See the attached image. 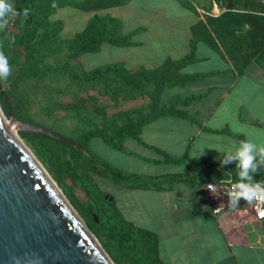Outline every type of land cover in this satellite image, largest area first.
I'll list each match as a JSON object with an SVG mask.
<instances>
[{
    "label": "crops",
    "instance_id": "crops-1",
    "mask_svg": "<svg viewBox=\"0 0 264 264\" xmlns=\"http://www.w3.org/2000/svg\"><path fill=\"white\" fill-rule=\"evenodd\" d=\"M115 9L112 17L121 22L122 33L136 32L130 37L131 45L118 50L111 46L117 55L109 57L108 63L122 62L131 70L157 68L189 55L190 42L196 40L193 60L179 70L195 79L184 87L165 88L172 97L163 103L196 98L180 106L181 113L143 124L138 137L126 139L121 149L92 138L116 151L114 168L139 177L132 183L111 185L99 178L97 186L123 219L153 236L161 264H264V219L255 221L245 211H235L216 220L199 200L194 176L226 160L238 161L221 153L224 144L235 151L246 141L220 134L228 119L243 133L253 127L251 121L264 124V44L257 45L251 57L245 50V63H241L234 51L223 50L213 32L215 46L193 35V25L202 20L179 0H129ZM91 16L84 12L75 16L83 18L75 33ZM155 27L158 33L152 31ZM111 51L107 50L108 56ZM211 144L221 147L216 157L207 149ZM167 156L175 162H168Z\"/></svg>",
    "mask_w": 264,
    "mask_h": 264
},
{
    "label": "rangeland",
    "instance_id": "rangeland-1",
    "mask_svg": "<svg viewBox=\"0 0 264 264\" xmlns=\"http://www.w3.org/2000/svg\"><path fill=\"white\" fill-rule=\"evenodd\" d=\"M73 1L82 2L84 0H62L61 6L56 7L52 18L59 22V24L56 23L55 28L59 26L63 28L61 36L56 35V29L54 30L53 26L51 32L54 30L52 34L56 36L57 41L50 43L48 47L42 49V52L39 49L38 60L35 63L34 60H30V63L26 61L25 52L17 44V38L24 32L26 15L23 12L18 13L15 10V14L8 19L7 25L0 29V53L7 58L9 66L7 78L0 79V89L3 92H8L12 99L14 96L17 97L16 112L18 116L51 129L73 141H82L87 136L115 132L157 114L160 110L159 107L164 104L163 102L172 97V91L160 87V82L153 80V82L138 81L134 84H126L113 74H108L105 79L94 82H77L70 78L67 72L76 76L89 73L93 68L108 63L109 57H115L118 50L113 46L117 50L111 51V46L104 45L100 53L72 58L73 50L65 39L70 38L75 31L81 29L80 20L83 19L79 20V17H75L81 13L71 6ZM106 1L109 2V0ZM179 1L186 7L191 6L199 15L201 22L204 23L208 21L209 17L228 15L229 23H218L217 25L219 27L225 25L222 28L228 35L226 45L230 51H234L235 57L240 60L245 58V50L248 51V49L250 50L248 51L249 57H251L257 50V45H260L263 40L264 0ZM11 3L16 9L14 0H11ZM115 10L114 7L107 10L100 9L96 12L101 16H114ZM152 31L158 33L156 27ZM218 41L219 45L224 48L221 41ZM107 50L112 52L110 56H108ZM47 68H51L52 71L42 73ZM35 71L37 73H34ZM191 98L196 97L175 98V102L177 99L179 100V105L175 103L178 105L176 110L180 106L191 103ZM187 100H190L188 104ZM0 108L2 109L1 104ZM2 111L5 114L3 109ZM6 119L9 121L8 118ZM227 121L228 123L223 125L220 130V134L224 137L245 139L246 141L253 137L254 140L251 142L264 147L263 123L259 125L251 121L253 127L250 129L246 127L243 133V130L238 128L239 125L237 126L233 119ZM15 132L69 204L76 200H85L83 188L72 176L57 175L51 171L44 161L35 155L29 143L21 138L20 131L15 128ZM249 132H252L250 136ZM93 141V139L88 141L89 151L114 168L116 151L100 140ZM223 147L224 149L233 148L226 144L222 145ZM220 148L218 144H211L207 149L211 151V156L216 157L220 153ZM221 153L227 154L226 151ZM167 161L175 162L171 160V157ZM179 161L177 160V162ZM215 174L217 177L213 180L227 177L222 171ZM108 181H110L108 182L110 185L114 183L109 179ZM108 183L105 182L109 187ZM75 212L85 223V216L81 209L75 210Z\"/></svg>",
    "mask_w": 264,
    "mask_h": 264
},
{
    "label": "trees",
    "instance_id": "trees-1",
    "mask_svg": "<svg viewBox=\"0 0 264 264\" xmlns=\"http://www.w3.org/2000/svg\"><path fill=\"white\" fill-rule=\"evenodd\" d=\"M128 1L84 0L82 2H71V6L78 9L80 13H93L82 30L75 33L71 38L65 39L73 50L72 58L95 54L100 50L102 45L106 44L115 47H127L132 44L130 37L136 31L123 34L121 22L118 19L109 15L101 16L96 12L100 9L107 10L122 6ZM14 2L15 10L18 13L23 12L26 15L24 32L22 36L17 38V44L25 52L26 61L30 63V60H34L35 63L38 60L37 54L39 53V49L42 52V49L48 47L50 43L57 41L56 36L52 32L56 29V35L58 36L59 34L61 36L60 33L63 28L60 26L55 28L56 23L59 24V22L53 20L52 17L56 7L61 6L62 0H14ZM189 7L192 8L191 6ZM227 17L228 15L222 14L216 18L209 17L206 23L198 21L193 25L191 31L199 40L215 46V40L211 34L213 32L214 36L224 45L223 49L227 53H230L232 51L226 45L228 35L222 28L225 25L221 27L217 25L218 23H229ZM52 28L54 30L51 32ZM262 36L263 40L261 43L264 44V31ZM195 42L196 40H191V52L182 60L179 62L167 61L157 68L147 69L139 66L131 70L122 62H111L95 67L91 72L82 73L80 76H76L70 72L67 73L72 80L77 82L101 81L108 74H113L117 79L126 84H134L138 81L153 82L155 80L156 82H160L159 86L162 88L184 87L186 83H191L196 77L183 76L179 73L180 68L184 64L193 60L192 54ZM237 60L245 63L244 57L243 61L239 58ZM51 71V68H47L42 73L45 74ZM34 73H37V71ZM16 101L17 97L14 96L12 99L8 92L0 94L2 109L5 112L9 109L15 118L26 121L18 116ZM176 101L173 100L167 104H163L159 107L160 110L157 114L144 118L137 124H131L115 132L90 135L82 141H73L52 130L72 142V145L60 142L46 135L20 131L21 138L29 143L35 155L40 157L51 171L57 175L68 174L72 176L79 183L80 187L83 188L85 200H76L70 204L77 211L81 209L85 216V225L114 264H161V262L156 253V243L153 236L123 219L114 208L113 201L108 199L109 196L101 191L96 183V179L99 178L109 179L116 183H132V181L139 179V177L119 171L108 165L105 161L98 159L89 151L88 141L92 138H100L107 145L121 149L122 143L126 139L138 137L143 124L163 115L181 113L179 109L176 110L179 100L177 99ZM187 101L189 103L190 100ZM255 162L257 163V170L253 172L249 169L250 180L240 177L239 162L230 160L224 161L220 167L208 170L204 169L201 173H195V175L194 173L190 174H193L198 184H200L203 178L215 179L217 177L215 173L221 171L220 169H227L234 175L236 181H253L264 185V161H261L257 157ZM95 218L97 221H95Z\"/></svg>",
    "mask_w": 264,
    "mask_h": 264
},
{
    "label": "water",
    "instance_id": "water-1",
    "mask_svg": "<svg viewBox=\"0 0 264 264\" xmlns=\"http://www.w3.org/2000/svg\"><path fill=\"white\" fill-rule=\"evenodd\" d=\"M0 110L19 131L73 144L15 118L9 109ZM36 162L21 139L8 133L0 115V264H114Z\"/></svg>",
    "mask_w": 264,
    "mask_h": 264
},
{
    "label": "clouds",
    "instance_id": "clouds-1",
    "mask_svg": "<svg viewBox=\"0 0 264 264\" xmlns=\"http://www.w3.org/2000/svg\"><path fill=\"white\" fill-rule=\"evenodd\" d=\"M15 14V9L11 0H0V29L4 28L8 19ZM9 75V66L7 58L0 53V79H5ZM226 151L229 159H237L239 162L240 172L239 175L242 178L250 180L249 169L253 172L257 170L256 158L259 157L261 161H264V147L258 146L251 141L240 142V147L235 151L229 149H221ZM234 189L231 195V205H235L239 198H243L245 201L251 203L254 200L264 202V186L260 183H248L239 182L232 186ZM215 191L213 188H210Z\"/></svg>",
    "mask_w": 264,
    "mask_h": 264
},
{
    "label": "built area",
    "instance_id": "built-area-1",
    "mask_svg": "<svg viewBox=\"0 0 264 264\" xmlns=\"http://www.w3.org/2000/svg\"><path fill=\"white\" fill-rule=\"evenodd\" d=\"M227 176L219 180H213L208 177L203 178L199 184V200L206 206L210 215L216 220L221 219L227 214L235 211H245L248 217L255 221L264 219V202L254 200L249 203L243 198H239L235 205H231L230 193L234 191L232 185L239 183L235 180L234 175L227 169H220ZM256 183L253 181H244ZM264 186L263 184H261ZM213 188L215 191H212Z\"/></svg>",
    "mask_w": 264,
    "mask_h": 264
},
{
    "label": "bare ground",
    "instance_id": "bare-ground-1",
    "mask_svg": "<svg viewBox=\"0 0 264 264\" xmlns=\"http://www.w3.org/2000/svg\"><path fill=\"white\" fill-rule=\"evenodd\" d=\"M0 115L2 116L4 126H5V128L7 129L8 133H10V135L13 136L14 138L19 139L18 136H17V134H16V132H15V127H14V125H13L11 122H9L8 120H6V119L3 117V115L1 114V110H0ZM36 164H37V166L40 168V170L44 173V175H45V177L47 178V180H48L49 182H51V184L54 185V183H53L52 180L49 178V176L47 175V173L45 172V170L43 169V167H42L38 162H36Z\"/></svg>",
    "mask_w": 264,
    "mask_h": 264
}]
</instances>
